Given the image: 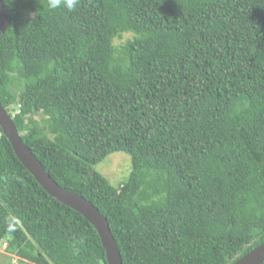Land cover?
I'll return each mask as SVG.
<instances>
[{
	"label": "trees",
	"instance_id": "1",
	"mask_svg": "<svg viewBox=\"0 0 264 264\" xmlns=\"http://www.w3.org/2000/svg\"><path fill=\"white\" fill-rule=\"evenodd\" d=\"M3 1L0 103L122 264H236L264 245V0ZM117 153L131 173L113 187L95 168ZM0 242L27 264H107L1 127Z\"/></svg>",
	"mask_w": 264,
	"mask_h": 264
},
{
	"label": "water",
	"instance_id": "2",
	"mask_svg": "<svg viewBox=\"0 0 264 264\" xmlns=\"http://www.w3.org/2000/svg\"><path fill=\"white\" fill-rule=\"evenodd\" d=\"M4 1L0 0V37L9 26ZM0 127L8 139L17 158L24 168L33 175L39 185L56 201L82 215L97 231L105 250L107 264H122L117 242L106 218L92 204L79 195L58 186L46 173L40 162L22 141L10 115L0 103ZM264 262V245L252 251L236 264H262Z\"/></svg>",
	"mask_w": 264,
	"mask_h": 264
},
{
	"label": "rangeland",
	"instance_id": "3",
	"mask_svg": "<svg viewBox=\"0 0 264 264\" xmlns=\"http://www.w3.org/2000/svg\"><path fill=\"white\" fill-rule=\"evenodd\" d=\"M125 39H129V36H126ZM119 42V41H117ZM126 158L129 157L124 154H113L107 158L106 161L101 163L95 168L97 173H100L102 168L103 176L109 181V183L115 187L120 182H125L128 180L131 173V161L130 169L128 170L129 165H126ZM101 174V173H100ZM105 174V175H104ZM102 175V174H101ZM107 175V176H106ZM6 245L4 242H0V264H27L26 262L20 261L16 257L8 256L5 252Z\"/></svg>",
	"mask_w": 264,
	"mask_h": 264
},
{
	"label": "clouds",
	"instance_id": "4",
	"mask_svg": "<svg viewBox=\"0 0 264 264\" xmlns=\"http://www.w3.org/2000/svg\"><path fill=\"white\" fill-rule=\"evenodd\" d=\"M48 3L49 7L53 9L64 6L67 9L72 10L75 8L78 0H48Z\"/></svg>",
	"mask_w": 264,
	"mask_h": 264
},
{
	"label": "bare ground",
	"instance_id": "5",
	"mask_svg": "<svg viewBox=\"0 0 264 264\" xmlns=\"http://www.w3.org/2000/svg\"><path fill=\"white\" fill-rule=\"evenodd\" d=\"M71 209V208H70Z\"/></svg>",
	"mask_w": 264,
	"mask_h": 264
},
{
	"label": "crops",
	"instance_id": "6",
	"mask_svg": "<svg viewBox=\"0 0 264 264\" xmlns=\"http://www.w3.org/2000/svg\"><path fill=\"white\" fill-rule=\"evenodd\" d=\"M9 256V255H8Z\"/></svg>",
	"mask_w": 264,
	"mask_h": 264
}]
</instances>
